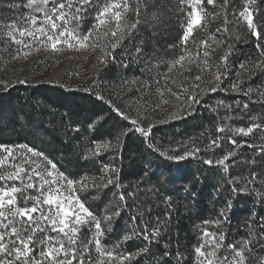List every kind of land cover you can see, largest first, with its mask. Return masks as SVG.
<instances>
[{
    "label": "snow or ice",
    "instance_id": "1",
    "mask_svg": "<svg viewBox=\"0 0 264 264\" xmlns=\"http://www.w3.org/2000/svg\"><path fill=\"white\" fill-rule=\"evenodd\" d=\"M0 7L17 12L9 17L0 14V73H4L0 76V92H7L16 83H27L26 78L12 80L8 73L13 71L10 65L26 63L33 56L39 63L42 53L45 59L65 51L85 53V59L95 54L98 65L107 67L115 62L120 50L123 66L143 64L140 70L145 78L123 80L118 87L138 84L137 91L144 89L143 95H155L154 110L173 105L175 111L168 112L169 119L193 115L201 95L207 92L228 91L222 85L234 70L231 57L236 43L246 44L248 37L257 38L256 53L239 63L230 84L233 93L247 99L234 102L239 108L235 117L225 116L224 122L218 119L217 135L201 132L199 139L189 137L175 147L158 146L151 140L153 124L143 126L147 115L134 118L103 92H94L97 99L131 124L112 139L91 140L84 146L80 158L100 164L99 174L73 176L34 146L0 143V264H141V259L150 256V245L159 242L167 219L157 216L153 222L138 207L124 233L112 237L113 221L129 207L127 201H136L143 189L137 184L127 190L117 166L96 159L102 151L111 150L113 158L120 155L121 137L130 133L139 134L147 148L163 161L194 159L224 174L215 191H229L230 195L215 217L194 226L199 242L193 245L192 264H264V215L255 209V203L264 206V108L256 112L250 108V103L264 106V80L243 87L255 77H264V22L256 20L261 11L258 0H176L182 35L177 43L168 45L174 53L171 56L159 55L158 50L149 52L143 39L134 41L141 29H151L163 18L164 0H0ZM167 10L171 12L172 8ZM88 20L92 23L85 30ZM242 25L247 32L240 30ZM198 31L204 36L198 38ZM93 68L99 74L101 69L96 65ZM221 107L232 111L223 100L210 110ZM234 118L246 119L247 126L229 125L227 121ZM103 119L100 116L88 122L89 131H94ZM67 131L78 133L81 128L69 124ZM236 136L250 140L238 141ZM225 140L234 147L224 151ZM245 146L252 150L251 159L239 158L237 149ZM217 149L222 154L217 155ZM241 165L247 166L246 172L233 175V166ZM225 184L230 189L224 188ZM110 188L114 191L107 204L101 207L90 203L99 198L93 193ZM185 191H189L187 185ZM241 194L253 198L254 208L245 220L246 234L236 238L229 235L226 225L234 206L232 196ZM170 199L165 201L168 208L172 207ZM147 212H151L150 207ZM169 216L166 212L165 217ZM141 237L148 243L136 251L124 247ZM169 247L166 242L164 248ZM164 255L170 253L166 250ZM186 260L177 250V264H185Z\"/></svg>",
    "mask_w": 264,
    "mask_h": 264
},
{
    "label": "trees",
    "instance_id": "2",
    "mask_svg": "<svg viewBox=\"0 0 264 264\" xmlns=\"http://www.w3.org/2000/svg\"><path fill=\"white\" fill-rule=\"evenodd\" d=\"M164 4L166 7L162 9L164 16L160 22L151 29H141L134 41L139 42L143 39L149 52L158 50L159 55L171 56L174 53L168 50V45L179 41L182 30L175 11L176 0H164ZM258 6L261 11L256 20L257 23H261L264 22V0H258ZM168 7L172 8L171 12L167 10ZM0 14L9 17L17 12L0 7ZM91 23V20L86 21L84 29L86 30ZM212 27L215 28L216 24L213 23ZM240 30L247 32L243 25ZM195 35L200 38L204 36V32L198 31ZM256 39V37H248L246 44L236 43L231 57L234 70L231 77L222 85L229 90L218 89L216 92L201 95V103L195 106L196 111L193 115L176 119L168 118V112L175 111L173 105H164L163 108L154 110L155 95H143L144 89L137 91L138 84H130L125 88L118 87L123 80L131 82L137 77L145 78L140 70L143 64L123 66L120 62V50H117L115 62L107 67L98 65L95 54L88 55L85 59L87 55L85 53L68 51H65L63 55H48L47 59L42 53L39 63L36 62L37 57L33 56L26 63L12 64L10 68L13 71L8 73L9 78L12 80L18 77L26 78L27 83H16L7 92H0V143L34 146L52 158L62 171L73 176L84 172L99 174L100 164L80 158L84 146L91 140L112 139L131 124L130 121L123 120L113 112L103 100L97 99L94 92H103L106 97H110L123 111L130 113L134 118L137 115L141 117L147 115L148 119L144 121L143 126L147 127L148 123L153 124L151 140L158 146L175 147L178 142L185 141L189 137L199 139L201 132L205 136L209 133L217 135L215 128L218 119L224 122L225 116L235 117L239 108L234 102L247 99L233 93L230 90V84L236 78L235 68L239 63L256 53ZM125 44L127 45V41ZM93 65L101 69L99 74L96 73ZM20 67L24 68L23 72L18 71ZM3 75L4 73H0V76ZM262 80L264 77H255L244 83L243 87L246 88L248 84L255 86ZM93 81L96 82L95 85ZM104 81L108 83L105 84ZM152 91L154 93V87ZM219 100L231 105L232 111L223 107L211 111L210 107L215 106ZM250 108L256 112L264 106L250 103ZM100 116L104 119L97 124L94 131L90 132L87 123ZM227 123L234 127L247 126L246 119L234 118ZM69 124L72 127L81 128V131L78 133L67 131L66 134ZM235 138L238 141L250 140V137L236 136ZM121 141L120 155L113 158V152L108 150L102 151L96 159L101 163L115 164L119 169L121 183L127 190H132V186L139 184L143 191L139 192L136 201L132 199L127 201L129 207H125L122 215L113 221L114 231L111 236L119 238L127 229L129 218L140 207L147 213V218L153 222L157 216L161 220L168 221L166 228L161 232L159 242L150 245L151 254L141 259V264H149V260L151 264H156V261H159V264H177V250L187 257L185 264H192L193 245L199 242V233L194 226L205 219L215 217L219 210L225 207L230 195L229 191H221L219 194L215 191L224 174L218 168L209 169L194 159L178 163L163 161L147 148L139 134L130 133L121 137ZM233 147L226 140L223 142L224 151ZM237 152L240 159L252 157V150L247 146L237 149ZM216 154L220 155L222 151L217 149ZM246 170V165H241L239 168L233 166L231 172L233 175H238L244 174ZM186 185L189 187L187 192ZM223 187L230 189L231 186L225 184ZM149 189L153 190L149 191ZM113 191L114 189L110 188L93 193L99 198L90 200V203L103 207L112 199ZM193 193H195L194 196ZM169 197L171 208H168L165 203ZM232 199L234 206L229 213L226 228L230 236L239 238L246 234L245 220L253 211L254 201L252 197L242 194L232 196ZM149 207L151 212H147ZM255 209L264 215V206L255 203ZM166 212L170 213L167 218ZM86 232L87 230L85 235ZM166 242L170 245L168 249L164 248ZM146 243L148 242L143 241L141 237L129 241L124 247L128 251H136ZM166 250L170 255H164Z\"/></svg>",
    "mask_w": 264,
    "mask_h": 264
}]
</instances>
